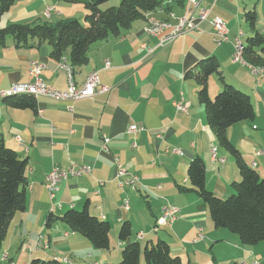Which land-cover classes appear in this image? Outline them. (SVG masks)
<instances>
[{
    "label": "crops",
    "instance_id": "crops-1",
    "mask_svg": "<svg viewBox=\"0 0 264 264\" xmlns=\"http://www.w3.org/2000/svg\"><path fill=\"white\" fill-rule=\"evenodd\" d=\"M232 1L199 0L198 10L208 12L207 21L200 24V30L188 31L164 47L159 46L160 37L146 32L150 17L137 20L119 37L90 46L89 61L75 69L74 82L81 87L90 74L98 72L101 84L109 88L106 93L75 102L41 97L35 109L14 108L0 100V134L6 145L27 162L28 182L26 210L11 222L0 264H28L36 257L70 264L117 262L123 248L119 231L126 221L135 230L131 241L144 240L140 243L144 248L162 239L183 264H194L193 259L202 253L209 259L207 264H213L207 245L216 264H264V242L243 246L234 234L215 229L201 198L179 189L190 187L188 168L195 157L204 160L206 186L217 196L227 198L233 193L232 183L241 180L235 160L218 144L207 125L198 101V85L186 79L189 70L213 56L220 63L224 81L251 96L254 124L234 125L228 136L245 163L260 176L264 174V155L256 154L264 152V134L252 132L264 130V72L256 76L254 68L244 61H233L234 41L242 31L231 17ZM48 8L52 9L50 18L46 16ZM83 9L64 7L60 0H22L3 17L7 20L2 27L33 22L55 24L75 18L77 11L87 13ZM150 15L158 20L169 19L163 10ZM215 17L224 21L229 42L218 45L214 41L210 20ZM257 31L264 35L258 27ZM50 54L48 43L37 46L29 41L17 48L8 38L0 47V90L32 81L29 70L35 61L44 65L42 78L46 84L67 90L69 73L62 63L72 66L69 54L61 61ZM215 83L213 92H220L223 85ZM182 97L187 113L175 108ZM131 126L141 130L131 133ZM212 148L218 149L220 159H225L223 164L212 160ZM116 159L127 174L139 178V184L118 186ZM73 165L89 166L92 172L62 180L55 199H51L45 187L48 175L54 168L66 171ZM164 201L180 209L179 219L173 227L153 231L162 216ZM125 202L130 204L129 211L122 208ZM87 204L93 215L111 225L108 251L96 249L61 221L47 227L50 214L62 216ZM200 231L204 239L193 244ZM140 234L144 235L141 240ZM15 239L21 240L18 248V244L13 245Z\"/></svg>",
    "mask_w": 264,
    "mask_h": 264
},
{
    "label": "trees",
    "instance_id": "trees-1",
    "mask_svg": "<svg viewBox=\"0 0 264 264\" xmlns=\"http://www.w3.org/2000/svg\"><path fill=\"white\" fill-rule=\"evenodd\" d=\"M20 1L22 0H0V22ZM60 1L83 5L87 11L84 23L72 18L55 24L36 22L10 24L0 28V47L5 46L8 38L13 39L17 48L25 47L29 41H33L37 46L48 43L51 47V58L61 61L66 54H69L74 74L75 69L88 63V51L93 44L107 40L109 37H119L124 31L129 30L134 22L144 19L146 15L162 7H166L165 10L169 14L175 8L185 10L188 5V0H122L118 7L104 10L102 6L110 0ZM163 1H168V5H164ZM245 20L253 35L247 37L246 45L243 43L242 59L252 68L264 69V35L257 31L259 22L257 12L247 11ZM214 75L218 76L223 89L212 98L209 92V80ZM186 79L193 80L198 85V101L204 108L207 125L218 144L235 160L241 180L232 183L233 193L230 196L218 197L206 186L204 160L195 157L190 161L188 168L190 187L179 189L194 192L201 198L209 209L215 229H225L234 234L243 246H257L264 242V177L245 163L241 152L232 144L228 136L229 129L234 125L255 120L256 114L251 96L224 81L220 63L214 56L200 61L189 70ZM5 101L11 107L18 109H35L36 106V100L28 95ZM26 171L27 162L6 145L3 135L0 134V252L13 218L26 210L28 186ZM166 203L168 202L164 201L163 205ZM179 214L180 212L178 217ZM58 221L66 224L73 232L79 233L96 249L104 251L111 249L110 223L93 215L88 204L81 211L70 209L62 216L50 214L46 222L47 227ZM173 226L168 224L159 231ZM154 230L156 231L153 228ZM132 236V225L126 221L119 231L118 239L123 244V248L121 260L117 264H141L142 255L145 264H183L180 257L172 254L168 242L160 239L143 249L139 241H131ZM138 239L143 238L138 237ZM32 264L70 263L58 259H35Z\"/></svg>",
    "mask_w": 264,
    "mask_h": 264
},
{
    "label": "built area",
    "instance_id": "built-area-1",
    "mask_svg": "<svg viewBox=\"0 0 264 264\" xmlns=\"http://www.w3.org/2000/svg\"><path fill=\"white\" fill-rule=\"evenodd\" d=\"M198 1L194 0L191 2V9L189 14L185 15V18L182 23H178L177 26H168V23L160 22L157 25H154L151 30L146 31L150 36L153 37H160L159 39V46L164 47L170 43H172L175 39L179 36L185 34L188 31L193 30H200L201 23L207 21L208 12L205 10H198ZM52 9L48 8L46 11L47 14H51ZM210 24L213 28V36L214 41L220 45L225 42H229V31L224 23V21L219 18L215 17L210 20ZM242 36V33L239 32L238 37L234 41V55L233 61L240 62L238 59V48H237V40ZM109 67V64L106 65ZM44 69V65L39 62L35 61L31 64V68L29 70V75L32 78V81L26 83H15L10 88L6 90H0V100H6L13 97H19L23 95L32 96L35 100L38 98H47L57 102H75L80 100H86L92 98L96 95L106 93L109 88L103 86L99 79V73L96 72L94 76L89 78V82L87 85H82L79 89H70L69 87L67 90L61 91L56 89L55 87L48 85L44 82L42 78V71ZM65 70V67L63 68ZM253 73L256 76L262 75L261 73L257 72L255 69ZM175 108L178 112L187 113V105L183 102V97L175 103ZM139 129L137 126H131L129 131L138 132ZM18 140H21L18 137ZM176 152V151H175ZM178 153V152H176ZM212 159L214 161H220L221 163L224 162L223 159L218 158L214 154V148H212ZM264 152L258 151L257 155H263ZM116 167H117V179H118V186L120 188L126 187H135L139 184L140 180L137 176L129 175L125 172L122 168L121 163L118 160H115ZM255 165V164H254ZM92 172V168L89 166H79L73 165L68 170H61L59 168H54L52 172L47 177V182L45 184L46 189L49 191L51 198L56 196V193L59 190V183L62 180H66L68 177H81L83 175L90 174ZM123 207L128 210L129 203H123ZM163 216L158 220L157 228L160 229L166 225H173L175 220L178 217L179 209L177 207L172 206L169 203H166L163 207ZM142 235H140L141 238Z\"/></svg>",
    "mask_w": 264,
    "mask_h": 264
},
{
    "label": "rangeland",
    "instance_id": "rangeland-1",
    "mask_svg": "<svg viewBox=\"0 0 264 264\" xmlns=\"http://www.w3.org/2000/svg\"><path fill=\"white\" fill-rule=\"evenodd\" d=\"M121 2H122V0H110L109 2H107L106 4H104L103 5V7L104 8H106V7H118L120 4H121ZM164 2V5H168V1H163ZM239 2L240 3H238L236 0H233L232 1V3H233V10L230 12L231 13V17H232V19L235 21V22H237V25L241 28V31L243 32V34H244V36H243V34H242V38H241V41L244 43V45H246V43H247V37H250L251 35H252V31H251V29H250V27H249V25L247 24V22H246V20H245V13L247 12L246 10H255L256 12H257V14H258V17H259V22H258V25H257V27H258V30H260V31H262V33L264 34V0H239ZM62 3V5L64 6V7H74V8H77L78 6H82V10H84L83 8H84V6L83 5H81V4H69V3H65V2H61ZM239 5L241 6L240 8H239ZM107 9V8H106ZM166 7H162V9H160V10H163V11H165V13H166V15L167 16H169V14L170 13H173L174 15H176V18H180V17H182L183 15H184V11L183 10H180V9H177V8H175L174 10H172V11H170L169 12V14H168V12H166ZM159 10V11H160ZM56 11V10H55ZM157 12V11H156ZM86 12H84L83 13V11H82V13H81V11H77V16H75V18H77V19H79L80 20V22H82V23H84V18H85V14ZM150 14H153V13H150ZM150 14H148V15H146V17H150V19H153V20H157V21H167V20H158L156 17H154L153 15H150ZM48 17V16H47ZM145 17V18H146ZM48 18H50V17H48ZM149 19V20H150ZM6 20H7V17H5L4 19H3V21H1L0 22V28H2V26L3 25H5V22H6ZM61 20H66V19H61ZM60 20V21H61ZM54 21H56V20H54ZM59 21V20H58ZM48 22V21H47ZM175 22V20H172V23H174ZM94 73V72H93ZM91 75V74H90ZM215 82H218L219 84H222L221 82H220V80H219V78H218V76H216V75H214V76H212L211 78H210V80H209V91H210V93H211V95H212V98H214L219 92H216L217 90H214V92H213V85H214V87H216V83ZM254 124V122H249V125H253ZM252 132H254L255 134H264V130H253ZM136 146V145H135ZM216 151H218V149L216 150ZM217 154H218V152H217ZM218 156V155H217ZM219 157V156H218ZM117 160V159H116ZM213 160V159H212ZM224 160V162H225V159H223ZM119 161V160H118ZM120 162V161H119ZM116 164V163H115ZM223 164V163H222ZM263 176H261V177H264V174H262ZM219 197V196H218ZM54 200V199H53ZM170 204V203H169ZM83 209V208H82ZM82 209H80V211L82 210ZM163 210V209H162ZM180 211V210H179ZM162 216H163V211H162ZM161 216V217H162ZM160 217V216H159ZM178 219H179V217H177V219L175 220V222L173 223V225L178 221ZM157 223H158V221H157ZM172 225V224H171ZM158 230V228H156V231ZM133 234L135 235V230H133ZM12 235V234H11ZM7 239V238H6ZM6 239H5V241H4V243L6 242ZM204 239V236H203V234H202V232L200 231L199 232V234L197 235V237L195 238V239H193V244H197L198 242H200L201 240H203ZM144 240L143 241H141L140 243H142V244H144ZM3 243V244H4ZM15 244H18L17 245V248L20 246V244H21V240L19 239V240H17V239H15V241H14V244L13 245H15ZM117 248H119V247H117ZM145 248V247H144ZM143 248V249H144ZM115 250H117L116 248H114ZM119 249H121V247L119 248ZM209 248H208V245H207V254H209V256L211 257V262L213 263V264H216L212 259H213V252H211V251H209L208 250ZM18 250V249H17ZM113 250V249H112ZM121 251V250H120ZM200 253H196V255H199ZM209 257V258H210ZM37 258V257H36ZM35 258V259H36ZM34 259V260H35ZM121 260V259H120ZM120 260L119 261H117V262H112L113 264H117V263H119L120 262ZM194 260V264H207V262H208V257H207V255L206 254H204V253H202V254H200V256H196V258L195 259H193ZM20 261H22L23 262V258H21V260ZM32 261L33 260H31V262L30 263H28V264H32ZM187 261V260H186ZM18 262V261H17ZM66 263V262H65ZM141 264H145L144 263V259H143V255H142V257H141ZM184 264H187V262L186 263H184Z\"/></svg>",
    "mask_w": 264,
    "mask_h": 264
},
{
    "label": "bare ground",
    "instance_id": "bare-ground-1",
    "mask_svg": "<svg viewBox=\"0 0 264 264\" xmlns=\"http://www.w3.org/2000/svg\"><path fill=\"white\" fill-rule=\"evenodd\" d=\"M192 1H194V0H188V5L186 6V8H185V10H184V15L182 16V17H180V18H176V15H174V14H170L169 15V19L167 20V21H157V20H153V19H151L150 20V24H149V28H148V31L149 30H151V28H153L154 27V25H157V24H159L160 22H162V23H168V26H177V24L178 23H182L183 22V20H184V18H185V15L186 14H189V11H190V9H191V2ZM50 15L51 14H47V16L48 17H50ZM172 20H175V22L174 23H172ZM242 33V32H241ZM237 48H238V59L239 60H242L243 61V59H242V55H243V44L240 42V40L238 39L237 40ZM107 65V64H106ZM62 66L63 67H65V69L68 71V73H69V88L70 89H79V86L74 82V79H73V71H72V66H70V65H67V64H65V63H62ZM257 72H259V73H263L264 72V69H262V68H254ZM95 73L96 72H94V73H92L88 78H87V80H86V82L83 84V85H87L88 84V82H89V78L90 77H92V76H94L95 75ZM183 102L185 103V101H184V99H183ZM187 108H188V106H187ZM263 152V151H262ZM214 154L217 156V152H216V148H214ZM257 154V153H256ZM264 155V154H263ZM258 156H262V155H258ZM220 162V161H219ZM224 163V162H223ZM255 164V163H254ZM253 164V165H254ZM256 165V164H255ZM254 165V166H255ZM46 187V186H45ZM51 197V196H50ZM51 199H55V197L54 198H51ZM163 207H164V205H163ZM122 208L125 210V211H129L130 210V204H129V209L128 210H126L124 207H123V205H122ZM179 209V208H178ZM180 212V211H179ZM140 235H142V234H140ZM140 235L138 236L139 238H140ZM141 238H143V235L141 236ZM257 264V263H256Z\"/></svg>",
    "mask_w": 264,
    "mask_h": 264
}]
</instances>
